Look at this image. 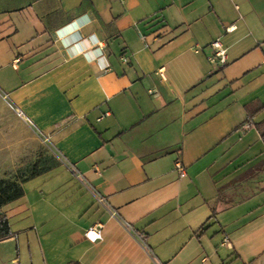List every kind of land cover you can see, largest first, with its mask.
I'll return each mask as SVG.
<instances>
[{"label":"crops","instance_id":"crops-1","mask_svg":"<svg viewBox=\"0 0 264 264\" xmlns=\"http://www.w3.org/2000/svg\"><path fill=\"white\" fill-rule=\"evenodd\" d=\"M38 142L13 264H264V0H0V164Z\"/></svg>","mask_w":264,"mask_h":264},{"label":"rangeland","instance_id":"rangeland-1","mask_svg":"<svg viewBox=\"0 0 264 264\" xmlns=\"http://www.w3.org/2000/svg\"><path fill=\"white\" fill-rule=\"evenodd\" d=\"M47 150L48 149L45 145H41L38 142V147L32 158H20V160L5 166L0 164V178L17 181L21 180L23 177L28 175L35 162H38L39 164L48 162V158L50 157L46 155ZM6 159L7 156L0 153V163H3ZM18 202L19 201L17 200L7 202L1 208V210L7 214L11 228L15 232L25 221L23 218L24 212H18ZM229 223L234 224L236 221L231 220ZM234 225L238 230L235 238L238 239L241 245L249 248L251 247L252 260L262 255L264 252V205L261 204L260 208L256 209V211L252 213V221H250L249 218L241 217ZM232 238L233 237H231V239ZM17 247L15 235H10L0 239V264H13L11 258L16 257ZM224 264L243 263L241 260H238L234 255H232V258L228 257L225 259Z\"/></svg>","mask_w":264,"mask_h":264},{"label":"trees","instance_id":"trees-1","mask_svg":"<svg viewBox=\"0 0 264 264\" xmlns=\"http://www.w3.org/2000/svg\"><path fill=\"white\" fill-rule=\"evenodd\" d=\"M50 160L51 158H48V162H45L43 164L35 162L28 175H26L19 181L0 178V239H3L12 234L8 218L4 211L1 210L2 206L7 202L20 198L23 195V181L36 175L40 170L46 169L51 164Z\"/></svg>","mask_w":264,"mask_h":264},{"label":"built area","instance_id":"built-area-1","mask_svg":"<svg viewBox=\"0 0 264 264\" xmlns=\"http://www.w3.org/2000/svg\"><path fill=\"white\" fill-rule=\"evenodd\" d=\"M231 27L232 26H228L226 29L229 30ZM210 46L213 51V56L217 58L218 63L223 64L226 60V49L222 47L219 39L212 40ZM211 59L213 60V57ZM7 103L12 109H14L18 117L23 118L27 122L31 123L30 119L24 115L21 109L14 107L9 101H7ZM176 169L178 170L180 176H183L185 174L184 166L180 161L176 162ZM97 200L101 203H104V199L100 196H97ZM101 227V223H96L89 226L84 230V236L92 242L99 240L101 238Z\"/></svg>","mask_w":264,"mask_h":264}]
</instances>
